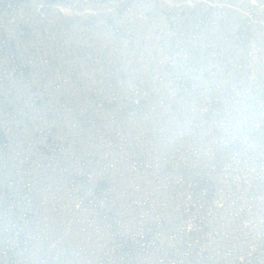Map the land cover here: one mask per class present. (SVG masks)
I'll return each mask as SVG.
<instances>
[{"label":"water","instance_id":"1","mask_svg":"<svg viewBox=\"0 0 264 264\" xmlns=\"http://www.w3.org/2000/svg\"><path fill=\"white\" fill-rule=\"evenodd\" d=\"M0 264H264V0H0Z\"/></svg>","mask_w":264,"mask_h":264}]
</instances>
